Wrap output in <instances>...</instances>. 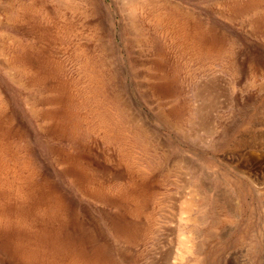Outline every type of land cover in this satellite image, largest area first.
I'll list each match as a JSON object with an SVG mask.
<instances>
[{
	"label": "rangeland",
	"instance_id": "rangeland-1",
	"mask_svg": "<svg viewBox=\"0 0 264 264\" xmlns=\"http://www.w3.org/2000/svg\"><path fill=\"white\" fill-rule=\"evenodd\" d=\"M58 1H0V166L10 160L35 193L9 194L0 171V264H68L64 250L77 264H264V0H169L207 31L199 55L131 0Z\"/></svg>",
	"mask_w": 264,
	"mask_h": 264
},
{
	"label": "bare ground",
	"instance_id": "bare-ground-1",
	"mask_svg": "<svg viewBox=\"0 0 264 264\" xmlns=\"http://www.w3.org/2000/svg\"><path fill=\"white\" fill-rule=\"evenodd\" d=\"M1 1V0H0ZM61 1H63L64 2V0H61ZM61 1H58V3L59 2H61ZM74 1V0H73ZM82 1V0H81ZM95 1V0H94ZM169 0H150V1H148V0H131V4H132V6H133V8H134V10L135 11H137V9H139V8H141V7H143V8H148L149 10H150V12H156V20L158 21V22H167L168 24L166 25V33H167V35L170 37V39L172 38L173 39V41L175 42V43H180V45H179V49L181 48V50L182 51H188V49H189V52H193L194 54H198L199 55V53H200V51L202 50V46H203V44L205 43V47H206V44H207V41L208 40H205L206 38H207V31H204L203 32V30L201 31L200 30V28L197 26V24H196V22H195V19H196V17L194 16V14L193 13H190V11L189 12H187L186 10L185 11H183L180 7H177V5H174V4H171V3H169V2H171V1H169ZM240 1V0H239ZM55 2V1H54ZM62 2V3H63ZM79 2V1H78ZM104 2V1H103ZM173 2V1H172ZM181 2V1H180ZM16 3V2H15ZM31 3V2H30ZM175 3V2H174ZM233 3V2H232ZM241 3V2H240ZM8 4V3H7ZM18 4H20V3H18ZM17 4V5H18ZM46 4V3H45ZM60 4V3H59ZM58 4V5H59ZM65 4V3H64ZM78 4V3H77ZM98 4V3H97ZM105 4V3H104ZM178 4H180V3H178ZM182 4V3H181ZM62 5V4H61ZM72 5V4H71ZM70 5V6H71ZM85 5V4H84ZM235 5V4H234ZM9 6V5H8ZM77 6V5H76ZM99 6V5H98ZM106 6V5H105ZM11 7V6H10ZM13 7V6H12ZM81 7V6H80ZM92 7V6H91ZM186 7V6H185ZM185 7H183V9H186ZM35 9H37L36 7H34ZM70 8V7H69ZM76 8V7H75ZM83 8V7H82ZM169 8H175V12H174V15H172L170 12H168V10L169 11H171ZM77 9V8H76ZM90 9V8H89ZM147 9V10H148ZM238 9V8H237ZM260 9V8H259ZM263 9V8H262ZM262 9L260 10V12H262ZM73 10V9H72ZM131 10V9H130ZM157 10V11H156ZM224 10H225V8H224ZM74 11V10H73ZM97 11H99V10H97ZM102 11H104V9L102 10ZM102 11H100V12H102ZM139 11V10H138ZM39 12V11H38ZM75 12V11H74ZM83 12V11H82ZM100 12H97V13H100ZM202 12V11H201ZM9 13V12H8ZM11 13V12H10ZM21 13V12H20ZM84 13H85V11H84ZM144 13H146V11L144 12ZM198 13V12H197ZM224 13V12H223ZM262 13H264V12H262ZM40 14V13H39ZM64 14V13H63ZM83 14V13H82ZM147 14V13H146ZM255 14V13H254ZM10 15V14H9ZM69 15V14H68ZM84 15V14H83ZM82 15V16H83ZM98 15V14H97ZM152 15H154V14H152ZM172 15V16H171ZM177 15H179L180 17H181V19L182 20H179V19H176V16ZM222 15V14H221ZM21 16V15H20ZM147 16H149V14L147 15ZM203 16V15H202ZM208 16V15H207ZM223 16V15H222ZM251 16V15H250ZM256 16V15H255ZM8 17V16H7ZM13 17V16H12ZM69 17V16H68ZM70 17H72V16H70ZM134 17V16H133ZM179 17V18H180ZM252 17V16H251ZM135 18H136V16H135ZM178 18V17H177ZM247 18V17H246ZM250 18V17H249ZM253 18V17H252ZM4 19H6V18H4ZM84 19V18H83ZM146 19V18H145ZM206 19V18H205ZM243 19V18H242ZM251 19V18H250ZM249 19V20H250ZM10 20H11V18H10ZM136 20V19H135ZM138 20V19H137ZM198 20V19H197ZM210 20V19H209ZM139 21V20H138ZM45 22V21H44ZM200 22V21H199ZM206 22V21H205ZM210 22V21H209ZM215 22V21H214ZM7 23V22H6ZM139 24V23H138ZM138 24H136V23H132L131 25H133L134 26V28L135 29H137L136 31H139L140 29H139V25ZM199 24V23H198ZM17 25V24H16ZM51 25V24H50ZM86 25V24H85ZM102 25V24H101ZM143 25V24H142ZM250 25H251V23H250ZM8 26V25H7ZM62 26V25H61ZM206 26V25H205ZM122 27V26H121ZM130 27H132V26H130ZM142 27H144V26H142ZM146 27V26H145ZM152 27V26H151ZM158 27V26H157ZM84 28V27H83ZM106 28V27H105ZM123 28V27H122ZM205 28V27H204ZM107 29V28H106ZM129 29V28H128ZM132 29V28H131ZM143 29V28H142ZM77 30V29H76ZM79 30V29H78ZM88 30V29H87ZM124 30V29H123ZM161 30V29H160ZM80 31V30H79ZM101 31V30H100ZM132 31V30H131ZM84 32V31H83ZM106 32V31H105ZM143 32V31H142ZM147 32V31H146ZM158 32V31H157ZM72 33V32H71ZM88 33V32H87ZM95 33V32H94ZM136 33V32H135ZM165 33V32H164ZM73 34V33H72ZM106 34H107V32H106ZM151 34V33H150ZM4 35V34H3ZM6 35V34H5ZM13 35V34H12ZM58 35V34H57ZM70 35V34H69ZM74 35V34H73ZM94 35V34H93ZM142 35V34H141ZM19 36V35H18ZM105 36V35H104ZM129 36V35H128ZM134 36V35H133ZM152 36V35H151ZM7 37V36H6ZM100 37V36H99ZM98 37V38H99ZM110 37V36H109ZM131 37V36H130ZM129 37V38H130ZM166 38H167V36H165ZM20 38H21V36H20ZM104 38V37H103ZM136 38V37H135ZM156 38V37H155ZM9 39V38H8ZM27 39V38H26ZM62 39V38H61ZM76 39V38H75ZM79 39V38H78ZM95 39V38H94ZM143 39V38H142ZM5 40V39H4ZM22 40V39H21ZM96 40V39H95ZM122 40H124V39H122ZM132 40V39H131ZM1 41V40H0ZM6 41V40H5ZM173 41L171 40L170 42H172L173 43ZM206 41V42H205ZM233 41V40H232ZM10 42V41H9ZM30 42V41H29ZM77 42V41H76ZM103 42V41H102ZM124 42V41H123ZM158 42H159V39H158ZM12 43V42H11ZM17 43H18V41H17ZM22 43V42H21ZM28 43V42H27ZM65 43V42H64ZM63 43V44H64ZM147 43V42H146ZM164 43H166V42H164ZM3 44H4V42H3ZM15 44V43H14ZM13 44V45H14ZM66 44V43H65ZM171 44V43H170ZM10 45V44H9ZM31 45H33V44H31ZM95 45V44H94ZM109 45V44H108ZM136 45V44H135ZM138 45V44H137ZM136 45V46H137ZM1 46V45H0ZM3 46V45H2ZM98 46V45H97ZM110 46V45H109ZM146 46H148L147 44H146ZM152 46V45H151ZM169 46V45H168ZM173 46V45H172ZM107 47V46H106ZM113 47V46H112ZM135 47V46H134ZM133 47V48H134ZM149 47V46H148ZM4 48V47H3ZM2 48V49H3ZM17 48V47H16ZM91 48V47H90ZM93 48V47H92ZM104 49H105V47H103ZM125 48V47H124ZM84 49H86V48H84ZM132 49V48H131ZM147 49V48H146ZM152 49V48H151ZM191 49V50H190ZM230 49V48H229ZM6 50V49H5ZM150 50V49H149ZM231 50V49H230ZM1 51V50H0ZM21 51V50H20ZM84 51H86V50H84ZM124 51V50H123ZM130 51V50H129ZM136 51H138V49L136 50ZM140 51V50H139ZM143 51V50H142ZM141 51V52H142ZM168 51H170L169 49H168ZM227 51V50H226ZM10 52V51H9ZM96 52H97V50H96ZM173 52V51H172ZM13 53V52H12ZM104 53V52H103ZM110 53H111V51H110ZM144 53H146V52H144ZM176 53V52H175ZM6 54V53H5ZM108 54V53H107ZM112 54V53H111ZM139 54V53H138ZM1 55V54H0ZM95 55H96V53H95ZM98 55V54H97ZM103 55V54H102ZM106 55V54H105ZM124 55H126V54H124ZM152 55V54H151ZM171 55V54H170ZM178 55V54H177ZM10 56V55H9ZM75 56V55H74ZM88 56V55H87ZM104 56V55H103ZM128 56V55H127ZM131 56V55H130ZM217 56V55H216ZM105 57V56H104ZM106 57H108V56H106ZM176 57V56H175ZM182 57V56H181ZM206 57V56H205ZM67 58V57H66ZM86 58V57H85ZM92 58V57H91ZM100 58V57H99ZM149 58H151V57H149ZM148 58V59H149ZM180 58V57H179ZM214 58V57H213ZM7 59V58H6ZM74 59V58H73ZM141 59V58H140ZM162 59V58H161ZM171 59H173V58H171ZM201 59V58H200ZM203 59V58H202ZM206 59V58H205ZM215 59V58H214ZM11 60V59H10ZM10 60H8V61H10ZM91 60V59H90ZM106 60H108V59H106ZM105 60V61H106ZM127 60V59H126ZM163 60V59H162ZM181 60V59H180ZM208 60V59H207ZM226 60H228V59H226ZM12 61V60H11ZM179 61V60H178ZM193 61H195V60H193ZM203 61V60H202ZM211 61V60H210ZM78 62H79V60H78ZM77 62V63H78ZM95 62V61H94ZM171 62V61H170ZM192 62V61H191ZM9 63V62H8ZM15 63V62H14ZM108 63V62H107ZM125 63V62H124ZM160 63V62H159ZM176 63V62H175ZM179 63V62H178ZM177 63V64H178ZM228 63V62H227ZM7 64V63H6ZM71 64V63H70ZM83 64V63H82ZM95 64V63H94ZM93 64V65H94ZM167 64H168V62H167ZM186 64V63H185ZM8 65V64H7ZM6 65V66H7ZM19 65H21V63L19 64ZM18 65V66H19ZM73 65V64H72ZM77 65V64H76ZM95 65H97V64H95ZM125 65V64H124ZM127 65V64H126ZM183 65V64H182ZM188 65V64H187ZM12 66V65H11ZM15 66V65H14ZM92 66V65H91ZM103 66V65H102ZM129 66H131V65H129ZM134 66H137V64L136 65H134ZM139 66V65H138ZM177 66V65H176ZM175 66V67H176ZM184 66V65H183ZM16 67V66H15ZM14 67V68H15ZM95 67V66H94ZM140 67V66H139ZM150 67V66H149ZM178 67V66H177ZM8 68V67H7ZM20 68V67H19ZM75 68V67H74ZM112 68V67H111ZM126 68H128V67H126ZM132 68V67H131ZM167 68H169V67H167ZM21 69V68H20ZM82 69V68H81ZM85 69V68H84ZM77 70V69H76ZM75 70V71H76ZM96 70V69H95ZM132 70V69H131ZM130 70V71H131ZM173 70V69H172ZM90 71V70H89ZM109 71V70H108ZM126 71H128V70H126ZM126 71H124V73H126ZM143 71V70H142ZM147 71V70H146ZM150 71V70H149ZM11 72V71H10ZM15 72H17V71H15ZM81 72V71H80ZM141 72V71H140ZM139 72V73H140ZM152 72V71H151ZM156 72L159 74V75H161V77L162 78H166L167 76H166V74H163V72H159L158 70H156ZM85 73V72H84ZM128 73V72H127ZM127 73H126V75H127ZM139 73H137V74H139ZM173 73V72H172ZM14 74V73H13ZM24 74V73H23ZM68 74V73H67ZM75 74V73H74ZM99 74V73H98ZM103 74V73H102ZM106 74V73H105ZM136 74V76H138ZM11 75H12V73H11ZM69 75V74H68ZM85 75V74H84ZM88 75V74H87ZM114 75V74H113ZM116 75V74H115ZM135 75V74H134ZM15 76V75H14ZM24 76V75H23ZM26 76V75H25ZM71 76V75H70ZM81 76V75H80ZM86 76V75H85ZM119 76V75H118ZM117 76V77H118ZM20 77H21V75H20ZM65 77V76H64ZM86 77H88V76H86ZM102 77H103V75H102ZM121 77V76H120ZM80 78H82V77H80ZM85 78V77H84ZM91 78V77H90ZM90 78H89V82H90ZM100 78V77H99ZM64 79V78H63ZM78 79V78H77ZM131 79H132V77H131ZM133 79H134V77H133ZM132 79V80H133ZM62 80V79H61ZM79 80V79H78ZM112 80V79H111ZM131 80V81H132ZM166 80V79H165ZM17 81V80H16ZM71 81V80H70ZM148 81V80H147ZM75 82V81H74ZM108 82V81H107ZM154 82V81H153ZM157 82H159V81H157ZM21 84H22V82H20ZM102 83V82H101ZM111 83V82H110ZM115 83V82H114ZM113 83V84H114ZM124 83V82H123ZM174 83V82H173ZM122 84V83H121ZM23 86H24V83L22 84ZM107 85V84H106ZM125 85V84H124ZM141 85V84H140ZM206 85V84H205ZM205 85H203L204 87H205ZM209 85H212L211 83L209 84ZM209 85H207L205 88H203V89H205L206 91H203V90H201L200 89V97L201 98H203V100L204 99H206V98H210L211 96H213L214 95V91H212V89L210 90V88H208V86ZM215 85V84H214ZM81 86V85H80ZM202 86V87H203ZM102 86H100V88H101ZM212 87V86H211ZM37 88V87H36ZM78 88V87H77ZM82 88V87H81ZM85 88V87H84ZM213 89H214V87H212ZM30 89H32L31 87H30ZM35 89V88H34ZM39 89H41V88H39ZM38 89V90H39ZM119 89V88H118ZM125 89V88H124ZM131 89V88H130ZM95 90V89H94ZM132 90V89H131ZM217 90V89H216ZM215 90V91H216ZM35 91V90H34ZM103 90H101L100 92H102ZM122 91V90H121ZM145 91H146V89H145ZM176 91V90H175ZM33 92V91H32ZM116 92V91H115ZM173 92V91H172ZM210 92H212L211 94H213V95H210ZM84 93V92H83ZM91 93V92H90ZM95 93V92H94ZM98 93V92H97ZM108 93V92H107ZM125 93V92H124ZM55 94V93H54ZM75 94V93H74ZM77 94V93H76ZM102 94V93H101ZM104 94V93H103ZM197 94V93H196ZM42 95V94H41ZM40 95V96H41ZM67 95V94H66ZM100 95V94H99ZM113 95V94H112ZM199 95V94H198ZM43 96H45V95H43ZM76 96V95H75ZM78 96V95H77ZM106 96V95H105ZM105 96H104V98H105ZM147 96V95H146ZM152 96V95H151ZM36 97V96H35ZM103 97V96H102ZM107 97V96H106ZM121 97V96H120ZM127 97V96H126ZM30 98V97H29ZM34 98V97H33ZM32 98V99H33ZM38 98H41V97H38ZM112 98H113V96H112ZM123 98V97H122ZM175 98V97H174ZM84 99V98H83ZM82 99V100H83ZM107 99V98H106ZM155 99V98H154ZM212 99V98H211ZM210 99V100H211ZM86 100H87V98H86ZM91 101V100H90ZM181 101V100H180ZM111 102V101H110ZM124 102H125V100H124ZM169 102V101H168ZM210 102V101H209ZM33 103V102H32ZM87 103V102H86ZM107 103V102H106ZM184 103V102H183ZM98 104H99V102H98ZM103 104V103H102ZM102 104H101V106H102ZM212 104V103H211ZM6 105V104H5ZM34 105H36V104H34ZM91 105V104H90ZM106 105V104H105ZM183 105V104H182ZM3 106V105H2ZM98 106V105H97ZM108 106V105H107ZM158 106V105H157ZM186 106V105H185ZM200 106V105H199ZM37 107V106H36ZM41 107V106H40ZM70 107V106H69ZM82 107V106H81ZM85 107V106H84ZM112 107V106H111ZM160 107V106H159ZM173 107H174V105H173ZM32 108H33V106H32ZM42 108H43V106H42ZM48 108V107H47ZM46 108V109H47ZM65 108V107H64ZM99 108V107H98ZM97 108V109H98ZM35 109V108H34ZM63 109V108H62ZM81 109V108H80ZM125 109V108H124ZM164 109V108H163ZM180 109V108H179ZM182 109H184V108H182ZM202 109V108H201ZM41 110V109H40ZM72 110V109H71ZM88 110H89V108H88ZM113 110V109H112ZM116 110H118V109H116ZM30 111H31V107H30ZM91 111V110H90ZM93 111V110H92ZM104 111V110H103ZM108 111V108H107V110H106V112ZM126 111V110H125ZM2 112V111H1ZM37 112H38V110H37ZM75 112V111H74ZM81 112H82V109H81ZM105 112V111H104ZM124 112V111H123ZM157 112V111H156ZM160 112V111H159ZM157 113V114H160V113ZM83 113V112H82ZM114 114V113H113ZM165 114V113H164ZM173 115V114H172ZM181 115V114H180ZM203 115V114H202ZM49 116V115H48ZM51 116V115H50ZM78 116V115H77ZM85 116V115H84ZM105 116V115H104ZM114 116V115H113ZM136 116V115H135ZM103 117V116H102ZM133 117V116H132ZM175 117V116H174ZM181 117V116H180ZM180 117L178 116L177 117V119L176 120H178V118L180 119ZM37 118V117H36ZM95 118V117H94ZM98 118V117H97ZM96 118V119H97ZM118 118V117H117ZM167 118V117H166ZM170 118H172V117H170ZM89 119V118H88ZM92 119V118H91ZM101 119V118H100ZM105 119V118H104ZM106 119H108V118H106ZM122 119H123V117H122ZM127 119V118H126ZM130 119V118H129ZM134 119H135V117H134ZM141 119V118H140ZM159 119V118H158ZM162 119V118H161ZM182 119V118H181ZM203 118H201V120H202ZM103 120V119H102ZM118 120V119H117ZM143 120V119H142ZM172 120V119H171ZM201 120H199V121H201ZM206 120V119H205ZM204 120V121H205ZM75 121H76V119H75ZM93 121V120H92ZM97 121V120H96ZM99 121H101V120H99ZM139 121V120H138ZM169 121V120H168ZM67 122V121H66ZM110 122V121H109ZM112 122V121H111ZM114 122H116V121H114ZM119 122V121H118ZM122 122V121H121ZM128 122V121H127ZM127 122H125V124L127 123ZM166 122H167V120H166ZM172 122H176V121H172ZM177 122H179V120L177 121ZM177 122H176V125H177ZM181 122V121H180ZM102 123V122H101ZM130 123V122H129ZM131 123H132V120H131ZM136 123V122H135ZM153 123V122H152ZM163 123V122H162ZM201 123H203V122H201ZM209 123V122H208ZM84 124V123H83ZM140 124V123H139ZM144 124V123H143ZM172 124V123H171ZM93 125V124H92ZM105 125V124H104ZM103 125V126H104ZM110 125V124H109ZM108 125V126H109ZM208 125V124H207ZM84 126V125H83ZM95 126H96V124H95ZM98 126V125H97ZM111 126H112V124H111ZM121 126V125H120ZM119 126V127H120ZM137 126V125H136ZM165 126H167V125H165ZM178 126V125H177ZM100 127V126H99ZM107 127V126H106ZM132 127V126H131ZM130 127V128H131ZM134 127V126H133ZM140 127V126H139ZM176 127V126H175ZM204 127V126H203ZM71 128V127H70ZM85 128H87V127H85ZM121 128V127H120ZM123 128V127H122ZM206 128V127H205ZM94 129V128H93ZM129 128H127V130H128ZM134 129V128H133ZM132 129V130H133ZM152 129V128H151ZM209 129V128H208ZM102 130H103V128H102ZM117 130H119V129H116V131ZM212 130V129H211ZM70 131V130H69ZM84 131V130H83ZM91 131V130H90ZM97 131V130H96ZM95 131V132H96ZM112 131H113V129H112ZM124 131V130H123ZM139 131H140V129H139ZM79 132V131H78ZM109 132H110V130H109ZM108 132V133H109ZM210 132V131H209ZM117 133V132H116ZM211 133H212V131H211ZM89 134V133H88ZM98 134V133H97ZM105 134V133H104ZM111 134V133H110ZM109 134V135H110ZM121 134H122V132H121ZM128 134V133H127ZM136 135V134H135ZM141 135V134H140ZM147 135V134H146ZM111 136V135H110ZM115 136V135H114ZM113 136V137H114ZM122 136V135H121ZM145 136V135H144ZM100 137V136H99ZM124 137V136H123ZM126 137H129V136H126ZM107 138V137H106ZM109 138V137H108ZM110 138H112V137H110ZM115 138V137H114ZM113 138V139H114ZM122 140V139H121ZM126 140V139H125ZM129 140V139H128ZM164 140V139H163ZM257 140V139H256ZM104 141H106V140H104ZM110 143V142H109ZM116 143V142H115ZM114 143V144H115ZM118 143V142H117ZM112 144V143H111ZM130 144V143H129ZM163 144V143H162ZM123 145V144H122ZM113 146H115V145H113ZM118 146V145H117ZM131 146V145H130ZM122 147V146H121ZM126 148V147H125ZM124 148V149H125ZM118 150V149H117ZM130 151V150H129ZM164 151V150H163ZM133 152V151H132ZM165 152V151H164ZM120 154H121V156H122V161L124 162V164L127 166V168H129L130 170H135L136 172H137V174L139 175V174H141V177L144 175V173H145V170L142 168H137V169H133V166L135 165L133 162H131L130 161V159H132V158H129V154L127 153V152H125V151H120L119 152ZM131 154V153H130ZM167 155V154H166ZM171 155V154H170ZM167 156H169V155H167ZM177 156H179V155H177ZM163 157V156H162ZM173 157H174V154H173ZM176 157V156H175ZM15 159H16V157H14ZM178 159H179V157H177ZM181 158V157H180ZM1 159H3L2 157H0V160ZM167 159H168V157H167ZM169 159H170V157H169ZM173 159V158H172ZM178 159H175V161L174 160H172V162H178ZM74 160V162H76L77 164H80L81 165V161H79L78 160V158L77 159H73ZM166 160V159H165ZM3 161H6L3 165H1L0 166V171H5V177L6 178H12V179H14V180H10V181H8L7 180V186L5 185V182L3 183L2 181L0 182V186L1 187H3L4 188V185L6 186V188H7V191L9 192V194H12L13 196H15V197H17V196H21V197H23V196H25L22 200L23 201H26L28 198H33L34 199V195H35V193H34V191H33V187H34V185H33V181L31 180V178H29V179H26V178H23V175L21 176H19L18 177V172L16 171V170H12V171H10V172H8L9 170H11L10 168H12V169H16V167L14 166V165H12L9 161H7V160H3ZM20 161V160H19ZM166 162H168V161H166ZM1 164V163H0ZM173 164V163H172ZM158 167V166H157ZM83 165L81 166V168L79 169V170H81L82 172H83ZM238 169V168H237ZM128 170V169H127ZM130 170H128L129 172H131ZM239 170V169H238ZM105 173L106 172H103L102 174H98V175H100V176H105ZM80 174V173H79ZM149 174V173H148ZM109 175H111L110 173L107 175V176H109ZM147 175V174H146ZM145 175V176H146ZM221 175V174H220ZM130 176L132 177V178H134V175H133V173H130ZM140 176V175H139ZM225 176V175H224ZM99 176H95V174L92 176V179H91V183H92V187L91 188H93V189H96V190H99L100 191V193H107V191H105L103 188H102V186H101V182H100V179L98 178ZM227 177V176H226ZM103 178V177H102ZM231 178L232 177H230V180H231ZM0 180H1V178H0ZM222 181H224V180H222ZM118 182V181H117ZM132 182V181H131ZM225 182V181H224ZM130 183V182H129ZM114 184V183H113ZM126 184V183H125ZM227 185H229V183L228 182H225V184H224V189H225V193L227 192V189H229V192H228V194L229 195H231L232 194V192H234L235 193V190L229 185V186H227ZM118 187V186H117ZM234 187V186H233ZM238 187V186H237ZM109 188V187H108ZM211 188V187H210ZM210 188H208V190L210 191ZM34 189H36V188H34ZM212 189V188H211ZM123 190V189H122ZM124 190H126V189H124ZM128 191L126 192V193H130V191L131 192H133V190H134V187H132V188H128L127 189ZM50 191V189H47V192H49ZM136 191V189L134 190V192ZM223 191V190H222ZM46 191H40V193H41V195H46V193H47ZM221 193V192H220ZM219 193V194H220ZM217 194V193H216ZM238 194V193H237ZM212 195V194H211ZM235 195H236V193H235ZM227 196V195H226ZM56 197H57V201H56V205H53V210H54V212H56L57 211V209H60L61 207H60V204L61 203H63V200L61 199V197L59 196V195H56ZM60 197V198H59ZM232 197V196H231ZM238 197V196H237ZM215 198H217V196L215 197ZM219 198V197H218ZM32 199V200H33ZM235 199H237V198H235ZM143 200H144V198H143ZM35 201V200H34ZM229 201V200H228ZM41 202V201H40ZM228 205H227V207H228V210H230L231 212L233 211V207L231 206V202L229 201L228 203H227ZM63 205V204H62ZM228 212V211H227ZM230 212V213H231ZM47 218H50V217H48V216H43L41 219H47ZM65 221L66 220H64V221H62V223L61 224H64L65 223ZM68 221H66V223H67ZM62 227V226H61ZM49 233H50V241H52L53 243H54V245L55 246H57V245H59L60 244V242H64L65 243V241H67V240H60V238H63V236H61L62 235V233L60 234V230L59 229H50L49 230ZM44 236L45 237V239H43L44 241H46V243L47 244H49V240H48V233L46 232V230H44L43 232H42V234L39 232V237L40 236ZM42 236V237H43ZM47 237V238H46ZM41 239V238H40ZM42 240V239H41ZM185 243V242H184ZM68 241H67V243H65V245L66 246H68ZM50 245V244H49ZM201 249V248H200ZM62 251V250H61ZM68 251V250H67ZM66 251L64 250V252L62 251V254H61V261H65V260H67V263L68 264H77V262H78V260H77V258H76V256L74 255V254H70L69 253V251H68V253H65ZM204 252V251H203ZM202 253V252H201Z\"/></svg>",
	"mask_w": 264,
	"mask_h": 264
}]
</instances>
